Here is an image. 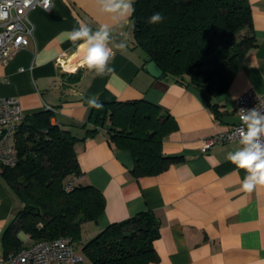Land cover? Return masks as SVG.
<instances>
[{
	"label": "crops",
	"instance_id": "crops-1",
	"mask_svg": "<svg viewBox=\"0 0 264 264\" xmlns=\"http://www.w3.org/2000/svg\"><path fill=\"white\" fill-rule=\"evenodd\" d=\"M250 7L249 33L257 46L248 49L229 87L216 96L172 77L152 76L143 52L135 47L131 17L113 26L115 42L126 37L127 45L114 50L109 62L113 71L97 76L84 67L81 42H70L66 34L81 23L93 31L112 24L96 0H53L48 9L34 6L28 11V44L0 63V96L16 97L24 114L54 109L52 121L79 138L85 134L80 125L89 114V97L99 102L144 99L174 119L176 127L163 140V153L183 156L158 174L135 176L131 151L110 142L104 128L76 141L80 174L75 180L102 192L104 210L96 221L81 225L80 241L74 243L80 260L68 264H92L83 257L81 245L109 223L147 209L159 221L153 241L157 260L149 264H264V186L242 189L245 171L226 159L240 143L203 148L206 138L237 121L238 95L251 88L264 93V0H250ZM76 58L79 62L70 67ZM19 208L0 176L1 253L2 233ZM17 235L23 247L33 244L27 233Z\"/></svg>",
	"mask_w": 264,
	"mask_h": 264
},
{
	"label": "trees",
	"instance_id": "trees-1",
	"mask_svg": "<svg viewBox=\"0 0 264 264\" xmlns=\"http://www.w3.org/2000/svg\"><path fill=\"white\" fill-rule=\"evenodd\" d=\"M133 7L135 47L145 61L153 60L162 70L161 77H172L208 96L229 87L248 49L257 46L249 33L250 0H133ZM156 12L163 21L149 23ZM243 28L248 32L238 38ZM100 103L99 110L90 107L80 125L85 129L80 138L52 121L56 116L52 108L25 114L19 121L14 137L16 163L0 171L20 205L2 233L4 254L25 248L19 231L33 243L58 237L78 243L81 225L96 221L103 212L102 192L75 180L80 168L74 144L98 128L106 130L110 142L131 151L135 176L155 175L183 160L181 155L162 151L163 140L176 125L158 105L144 99ZM143 223L146 228L140 229ZM158 234L159 221L147 209L109 223L81 250L92 264H149L157 260L153 241Z\"/></svg>",
	"mask_w": 264,
	"mask_h": 264
},
{
	"label": "built area",
	"instance_id": "built-area-1",
	"mask_svg": "<svg viewBox=\"0 0 264 264\" xmlns=\"http://www.w3.org/2000/svg\"><path fill=\"white\" fill-rule=\"evenodd\" d=\"M52 3L53 0H0V63L8 62L15 52L28 44L31 32L27 25L28 11L34 6L48 9ZM255 107L264 113V93L251 88L238 95L235 99L237 121L229 129L206 138L203 148L215 143H239L238 132L243 127L239 111ZM24 115L16 97L0 96V167L16 163L14 137ZM70 185L68 182L66 188ZM78 260L80 257L75 254L69 237L38 241L17 252H0V264H68Z\"/></svg>",
	"mask_w": 264,
	"mask_h": 264
},
{
	"label": "clouds",
	"instance_id": "clouds-1",
	"mask_svg": "<svg viewBox=\"0 0 264 264\" xmlns=\"http://www.w3.org/2000/svg\"><path fill=\"white\" fill-rule=\"evenodd\" d=\"M99 9L109 15L112 24H102L93 31L86 23H81L78 28L67 32L66 38L76 43L80 41L78 47L84 50L82 57L83 66L89 71H94L97 76H104L113 71L109 67V62L115 55L114 50H124L125 40L115 42L112 31L113 26L122 25L132 16L135 9L133 0H96ZM164 17L159 13H154L149 18V23L158 24ZM91 108L101 109L103 105L97 97L92 96L87 100ZM240 121L243 127L239 130V143L242 145L238 150L229 152L226 159L234 164L237 169L245 171L246 175L241 187L246 192L253 191L257 186H264V113L252 109H240Z\"/></svg>",
	"mask_w": 264,
	"mask_h": 264
},
{
	"label": "water",
	"instance_id": "water-1",
	"mask_svg": "<svg viewBox=\"0 0 264 264\" xmlns=\"http://www.w3.org/2000/svg\"><path fill=\"white\" fill-rule=\"evenodd\" d=\"M145 68L154 77H161L162 76V70L153 60L148 59L145 63ZM139 228L145 229L146 223L139 225Z\"/></svg>",
	"mask_w": 264,
	"mask_h": 264
},
{
	"label": "bare ground",
	"instance_id": "bare-ground-1",
	"mask_svg": "<svg viewBox=\"0 0 264 264\" xmlns=\"http://www.w3.org/2000/svg\"><path fill=\"white\" fill-rule=\"evenodd\" d=\"M83 55H84V50H83V52H81V54H80V56L79 57H83ZM78 58H76V59H74V60H71L70 62H69V64H70V67H73L74 65H75V62H79V60H77ZM79 59H82V58H79ZM77 60V61H76Z\"/></svg>",
	"mask_w": 264,
	"mask_h": 264
},
{
	"label": "rangeland",
	"instance_id": "rangeland-1",
	"mask_svg": "<svg viewBox=\"0 0 264 264\" xmlns=\"http://www.w3.org/2000/svg\"><path fill=\"white\" fill-rule=\"evenodd\" d=\"M247 30V28H243V29H241L240 31H239V33L237 34V36H238V38L239 37H241L242 35H244L246 32H244V31H246Z\"/></svg>",
	"mask_w": 264,
	"mask_h": 264
}]
</instances>
